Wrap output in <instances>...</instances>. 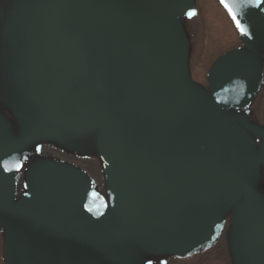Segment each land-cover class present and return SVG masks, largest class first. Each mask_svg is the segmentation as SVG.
Masks as SVG:
<instances>
[{
	"label": "water",
	"instance_id": "95a60500",
	"mask_svg": "<svg viewBox=\"0 0 264 264\" xmlns=\"http://www.w3.org/2000/svg\"><path fill=\"white\" fill-rule=\"evenodd\" d=\"M183 1L178 0L177 4L182 5ZM107 2L106 0H43L39 5L32 31L34 42L32 65L35 79L48 107V113L57 112L92 118L101 111L117 116L127 107L134 116L146 109L141 114L147 118L157 107L162 106L166 96L163 92L164 84L151 78L147 71H145L146 79L152 83L148 81L144 91L137 89L141 81L137 70L129 74L122 73L123 80L121 76L112 78L105 69V62H102L96 68L91 66L92 69L95 68L92 74L85 73V60L81 58L75 45L73 25L78 24L77 32L87 29L83 26L84 24L91 30L100 32V43L107 45L112 35L101 36L106 30L100 27L94 14L99 13L102 17L115 20H119L118 18L123 15L121 8L108 5ZM236 16L244 24L245 31L240 35L244 44L247 47L257 45L264 47V12L258 11V5L248 6L242 14L239 12ZM60 43L67 44L75 54L74 66L78 85L74 86L70 79L63 80V64L54 57L51 51L54 45ZM129 44L131 45V42ZM87 50L91 51L89 55L92 59L101 56L94 49L87 48ZM142 53L160 67L165 76L169 74L174 57L170 48L162 47L155 54L146 50ZM101 59L106 58L101 56ZM219 65L220 62L217 64L216 73H218ZM128 76L130 80L125 82ZM89 80L97 88L105 91L106 95L100 96L91 92L88 88ZM215 83L217 84V75H215ZM157 86L161 88V94L156 100L154 96ZM156 174L162 185L170 187L171 183L165 171L158 169ZM22 211L23 240L26 237L27 240L34 242L35 251L38 249L42 255V262L38 263L34 258L37 264H69L68 246L74 241L83 243L85 240L91 242L89 250L92 259L97 264H121L120 252L107 237L87 234L78 229L72 220L59 217L45 208L27 205ZM35 222L39 224L31 226ZM73 231L74 236L71 234Z\"/></svg>",
	"mask_w": 264,
	"mask_h": 264
},
{
	"label": "rangeland",
	"instance_id": "374dc122",
	"mask_svg": "<svg viewBox=\"0 0 264 264\" xmlns=\"http://www.w3.org/2000/svg\"><path fill=\"white\" fill-rule=\"evenodd\" d=\"M203 2H205L206 4H209L210 2L208 0H201ZM6 3L9 4V11L7 12L6 16L7 18L13 22L15 19H19L20 17L16 16L14 17V14H17L21 11L22 7L20 5V0H7ZM194 3V4H193ZM193 4L194 10L196 12V17L199 16V11L201 13V20H202V24L203 27L207 26V22L211 21V14H212V9L209 7H205L200 0H193L191 5ZM192 8V6H191ZM193 10V9H192ZM214 15V22L217 21V25H215L216 27H213V31L216 32L219 36H224V37H230L227 25H225V27L223 28L219 23L221 22L220 18L217 19V16L215 13H213ZM197 20V18H196ZM187 29H188V33L192 34L193 36L196 35V32L193 31L192 32V28L195 30V25H197V21L193 22V17H191L190 19L187 20ZM13 36H18L16 35V33L14 32V34H12ZM221 37H219L218 40H216V38H212L213 42H210L208 44H204L200 47H198V50L195 54L194 52V45H191V54L188 57L189 59V63L191 64V76H192V66H193V75L194 77L197 79L198 82L202 83L203 85L199 84L197 85V87H200L202 89L203 92L206 93V99L202 102L205 104H208L210 107V112H213V110H217L216 109V104L218 102V95L217 93H213L210 89H203L205 88V77H204V68L206 66H210L211 63L214 61V59L217 57V55L219 53H221L222 50V42H221ZM216 40V41H215ZM226 41V38H225ZM2 43V42H1ZM0 43V44H1ZM9 48H3L0 47V65H4L7 61H10L12 64L16 58V54L15 52L10 53L9 52ZM195 62V63H194ZM6 68V71L8 70V66H1L0 67V73L2 71H4V69ZM7 80H10L8 78H6ZM11 81V80H10ZM1 82V80H0ZM8 87H11L10 84H7ZM208 85H206L207 87ZM8 92H11V88L7 89ZM193 94H189V90L185 91L182 93L181 96H179L178 101L180 103V108L177 109V114L176 116H174L172 118V120L168 123L165 122V124L163 125V129H162V133H161V137L159 136V138L154 142L155 147L152 151L148 150V152L150 154L153 155V153L155 152V160L152 161L149 160L147 163V167L149 166H160L165 168L167 171H169V173L172 176H178L179 174L177 173V171L175 170L176 166L178 170H181L180 167H182L183 165L178 164L179 162V149H185L187 148V145H190L192 142H187L185 140V137L190 136L191 135V130H187L183 123H179L178 122V118H187V125H190L193 127L194 124V120H199L198 122V127L203 125V121L205 118V113H201V109L197 108L195 109L196 106V101L195 100H191L189 99V96H191ZM264 96V92L262 93V97ZM215 104V105H214ZM224 108H226V110L228 109H235L238 107L237 104L234 105H230L226 102L223 106ZM215 108V109H214ZM189 109V110H188ZM215 117V116H214ZM3 118V117H2ZM4 119V118H3ZM9 121H13V119H9ZM164 122V121H163ZM211 124L215 125L212 121ZM216 126V125H215ZM194 146H198V142H196L194 144ZM45 148V146H43ZM79 150H74L73 155H79ZM16 157L23 159L25 157L24 151L19 150L16 152ZM71 161L74 162V164L78 167L82 168V172L83 174H86L87 177L89 178V180H91V182H94L95 184L99 185H93L95 187V189H93L92 193L96 194V192L98 194H102V196H105L106 191L103 188V185H105V177L104 174L101 170L102 168V163H101V159L100 157L97 158V156L95 154L91 155V156H86L85 160H78L75 158L70 157ZM67 164L69 167L73 168V165L71 162L67 161ZM145 165V161L143 160L142 162V167H144ZM263 167V166H261ZM264 170V167L262 168ZM99 170H101V175L99 173ZM263 172V171H262ZM107 184V183H106ZM102 189V190H101ZM21 191L19 189H15L12 190L10 192V198L12 201H15L19 195H20ZM97 195V194H96ZM39 197L42 199H47V195L45 192H42L39 194ZM100 198H102L101 196H99ZM89 194L87 195V200L85 201V203L89 204ZM13 206V205H10ZM10 209H5L6 215L10 214V210L11 211H15V207H7ZM110 214L109 212L106 210L103 214L96 216L92 219V223L95 225L94 228H90L89 224L88 226L83 227L79 222V224L85 228V229H90V230H99L101 231L104 227H107L108 225H110L112 223V221H110L109 218ZM92 217L91 215L88 216V218ZM78 218H80V216L78 215ZM0 220H2V223H0V264H17L16 262V257H15V252H13L11 249H9L7 247V243H8V237H9V232L11 230H15V221L13 219L10 220V218L8 217L7 219H5L4 216L0 215ZM78 250V249H77ZM77 250L75 249V251L77 252ZM88 261L85 257L76 254L73 256V264H87Z\"/></svg>",
	"mask_w": 264,
	"mask_h": 264
},
{
	"label": "flooded vegetation",
	"instance_id": "af4514ba",
	"mask_svg": "<svg viewBox=\"0 0 264 264\" xmlns=\"http://www.w3.org/2000/svg\"><path fill=\"white\" fill-rule=\"evenodd\" d=\"M140 21H143V20H140ZM252 64H253V72L251 74H254V73L255 74L256 73L262 74L261 73V66L258 65V64H256L255 60H254V63L252 61ZM255 79L256 78L254 76L253 77H250V82H251L252 89H253V86H254ZM250 90H251V88H250ZM262 107L261 106H257L255 101L252 104V102L250 100L249 107H248L249 109H248V111L245 112V116H247L246 117V120L249 121V124H255V126H257V124H260L261 123V122L260 123H258V122L264 117V106H262ZM48 126H56V127H59V124H55L54 122H49L48 123ZM250 136H251V138L254 141L257 140L256 135L251 134Z\"/></svg>",
	"mask_w": 264,
	"mask_h": 264
},
{
	"label": "snow or ice",
	"instance_id": "6c2138e0",
	"mask_svg": "<svg viewBox=\"0 0 264 264\" xmlns=\"http://www.w3.org/2000/svg\"><path fill=\"white\" fill-rule=\"evenodd\" d=\"M221 4L228 10L229 15L232 17L233 21L235 22L237 28L243 33L245 31L244 27L241 25L240 20L237 19L235 12L232 9V6L227 2V0H220ZM249 2H254L256 5H260L264 3V0H249ZM37 151H40L39 147ZM5 170H7L6 164L4 165ZM19 167V165H17Z\"/></svg>",
	"mask_w": 264,
	"mask_h": 264
}]
</instances>
